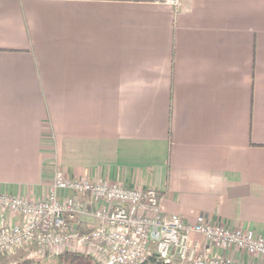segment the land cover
<instances>
[{
	"label": "crops",
	"instance_id": "0c3cea01",
	"mask_svg": "<svg viewBox=\"0 0 264 264\" xmlns=\"http://www.w3.org/2000/svg\"><path fill=\"white\" fill-rule=\"evenodd\" d=\"M56 169L264 239V0H0V191L43 198Z\"/></svg>",
	"mask_w": 264,
	"mask_h": 264
},
{
	"label": "built area",
	"instance_id": "2783aa9c",
	"mask_svg": "<svg viewBox=\"0 0 264 264\" xmlns=\"http://www.w3.org/2000/svg\"><path fill=\"white\" fill-rule=\"evenodd\" d=\"M176 5L178 0H162ZM59 190L86 194L83 203ZM162 193L153 188H127L119 183L69 178L56 169L46 196L30 199L0 191V256L19 250L28 255L83 253L99 264H141L155 255L160 264H239L190 241L192 233L224 249L239 248L264 256V239L251 229L213 224L200 214L185 222L178 214L161 210ZM98 200L108 202L100 207ZM5 214L20 217L2 222ZM92 226H81V215Z\"/></svg>",
	"mask_w": 264,
	"mask_h": 264
},
{
	"label": "rangeland",
	"instance_id": "374dc122",
	"mask_svg": "<svg viewBox=\"0 0 264 264\" xmlns=\"http://www.w3.org/2000/svg\"><path fill=\"white\" fill-rule=\"evenodd\" d=\"M79 254H81L82 257H77L72 261L65 260L63 261V264H99L98 262L94 261L90 256L85 255L83 253H79ZM26 256H30V255H28L27 252L19 250L15 253L0 256V264H14L18 259H21ZM39 256L40 255H33L31 257L37 258ZM39 260H40L39 264H59L57 258H45Z\"/></svg>",
	"mask_w": 264,
	"mask_h": 264
},
{
	"label": "trees",
	"instance_id": "16d2710c",
	"mask_svg": "<svg viewBox=\"0 0 264 264\" xmlns=\"http://www.w3.org/2000/svg\"><path fill=\"white\" fill-rule=\"evenodd\" d=\"M77 257H82V255L69 250H65L57 255L59 264H63L65 260L72 261ZM39 261L40 260L37 258L26 256L18 259L14 264H39ZM141 264H160V262L156 259L155 255H150L147 256Z\"/></svg>",
	"mask_w": 264,
	"mask_h": 264
}]
</instances>
